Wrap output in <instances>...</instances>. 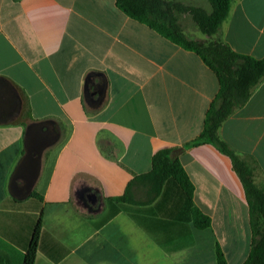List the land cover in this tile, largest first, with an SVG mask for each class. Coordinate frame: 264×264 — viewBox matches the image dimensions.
<instances>
[{
  "label": "crops",
  "instance_id": "obj_1",
  "mask_svg": "<svg viewBox=\"0 0 264 264\" xmlns=\"http://www.w3.org/2000/svg\"><path fill=\"white\" fill-rule=\"evenodd\" d=\"M189 23L184 32L205 40ZM220 33L237 53L262 57L264 0H233ZM217 90L198 55L115 0H0V264H22L38 219L33 264H217V245L242 264L251 233L241 181L213 144L186 145ZM218 135L256 161L264 186V80ZM163 148L192 199L168 179L151 201L141 185L133 202L112 201ZM192 205L208 227L194 226Z\"/></svg>",
  "mask_w": 264,
  "mask_h": 264
},
{
  "label": "trees",
  "instance_id": "obj_2",
  "mask_svg": "<svg viewBox=\"0 0 264 264\" xmlns=\"http://www.w3.org/2000/svg\"><path fill=\"white\" fill-rule=\"evenodd\" d=\"M233 0H205L207 6L185 3L180 0H115L118 9L127 16L147 25L160 36L181 48L192 51L213 71L218 90L211 100L200 133L186 145L209 142L227 155L239 177L248 206L250 249L242 264H264V186L255 182L258 170L256 161L241 156L218 135L221 123L236 109L242 107L253 90L264 80V55L256 58L237 53L222 39L220 27L226 19ZM189 18L197 30L206 36L198 40L187 35L182 26ZM172 179L191 200L194 186L181 162L168 148L155 151L151 156L150 170L134 174L123 194L110 197L120 206L133 202L131 190L141 185L147 201L153 200L166 180ZM195 227L206 228L210 218L199 208L191 206ZM40 219L34 227L22 264H33L36 253ZM217 264H228L223 252L216 246Z\"/></svg>",
  "mask_w": 264,
  "mask_h": 264
},
{
  "label": "rangeland",
  "instance_id": "obj_3",
  "mask_svg": "<svg viewBox=\"0 0 264 264\" xmlns=\"http://www.w3.org/2000/svg\"><path fill=\"white\" fill-rule=\"evenodd\" d=\"M182 2H185V3H191V4H201V5H204V6H207V3L205 2V0H180ZM190 19L189 18H184L183 20V25L186 27L187 31H189L190 29ZM192 34V33H191ZM201 33L200 32H197L196 36H200Z\"/></svg>",
  "mask_w": 264,
  "mask_h": 264
},
{
  "label": "water",
  "instance_id": "obj_4",
  "mask_svg": "<svg viewBox=\"0 0 264 264\" xmlns=\"http://www.w3.org/2000/svg\"><path fill=\"white\" fill-rule=\"evenodd\" d=\"M85 198H86V202L90 206L94 207L97 204V196H96V194L94 192H91V191L87 192L85 194Z\"/></svg>",
  "mask_w": 264,
  "mask_h": 264
}]
</instances>
